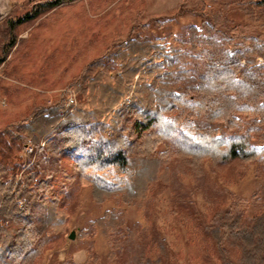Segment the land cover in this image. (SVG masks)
<instances>
[{"label":"trees","instance_id":"obj_1","mask_svg":"<svg viewBox=\"0 0 264 264\" xmlns=\"http://www.w3.org/2000/svg\"><path fill=\"white\" fill-rule=\"evenodd\" d=\"M72 1L38 0L23 16L5 20L1 53L16 45V28ZM254 6L264 19V0ZM203 18L182 35L121 42L111 56L117 74L101 59L87 64L73 111L62 103L39 106L2 128L0 264H35L52 235L67 233L68 197L61 196L62 188L56 192L62 178L90 186L97 202L116 194L132 201L143 200L158 182L170 184L173 158L196 174L206 162L264 165V33L220 28L224 18L214 12ZM193 54L204 61L196 70L189 66ZM82 95L86 102H80ZM231 199L237 208L246 204ZM216 216L219 224L207 229L221 253L228 240L239 250L232 264H264V212L249 225L241 214ZM92 224L108 241L111 264L124 260L125 247L115 238L119 215L109 211ZM125 232L128 241L136 240L133 230ZM158 246L155 260L142 261L135 252L131 263L169 264L165 240Z\"/></svg>","mask_w":264,"mask_h":264},{"label":"rangeland","instance_id":"obj_2","mask_svg":"<svg viewBox=\"0 0 264 264\" xmlns=\"http://www.w3.org/2000/svg\"><path fill=\"white\" fill-rule=\"evenodd\" d=\"M36 1L0 0L7 12L0 20V39L4 21L23 16ZM255 1L73 0L62 3L16 28V45L6 56L0 51V59H4L0 65V131L9 123L28 118L39 106L62 103L68 111H73L79 102V78L85 66L101 59L114 74L119 73L111 56L121 42L131 38L182 35L191 25L199 27L209 12L224 18L220 28L237 26L264 33V19H258ZM180 4L182 12L177 10ZM250 9L252 14L248 13ZM203 62L193 54L189 66L196 70ZM71 93H74L75 105L69 108L66 102ZM86 101L87 97L82 95L80 102ZM159 150L164 152L165 146ZM14 153L24 162L22 152L15 150ZM169 169L172 177L169 185L158 182L143 200L132 201L124 194H116L97 202L90 186H81L77 181L64 182L62 178L56 192L62 188L61 196L68 197L64 200L70 212L67 233L52 235L49 246L35 264H111L108 241L102 230L92 224L109 211H115L122 222L121 232L115 238L125 247L124 260L116 264H132L135 252L142 261L155 260L160 256V240H165L169 264L237 263L238 248L227 240L221 253L207 228L219 224L217 213L241 214L243 223L249 225L253 217L264 212L261 198L264 165H243L237 160L221 165L206 162L203 173L196 174L173 158ZM232 195L245 200L244 207L237 208ZM130 229L135 232L136 240L128 241L125 230ZM72 230L75 237L69 239ZM89 247L91 256L83 261L76 252H86ZM94 255L99 256L96 262Z\"/></svg>","mask_w":264,"mask_h":264},{"label":"crops","instance_id":"obj_3","mask_svg":"<svg viewBox=\"0 0 264 264\" xmlns=\"http://www.w3.org/2000/svg\"><path fill=\"white\" fill-rule=\"evenodd\" d=\"M83 233H85V232H83ZM90 250H92V248L89 247V248H88V251H86V252H85V250H82V251L79 250V251L76 252V253L78 254L79 258H81L83 261H85V260L88 261V260H89V258H88V257H89V253H88V252H89ZM76 253H73V257H76V256H75ZM98 257H99V256L97 255V257L95 258V262L98 260Z\"/></svg>","mask_w":264,"mask_h":264},{"label":"water","instance_id":"obj_4","mask_svg":"<svg viewBox=\"0 0 264 264\" xmlns=\"http://www.w3.org/2000/svg\"><path fill=\"white\" fill-rule=\"evenodd\" d=\"M6 16H7V12H5L4 7L0 2V20L5 18ZM74 237H75V231L72 230L70 234L68 235V238L74 239Z\"/></svg>","mask_w":264,"mask_h":264},{"label":"built area","instance_id":"obj_5","mask_svg":"<svg viewBox=\"0 0 264 264\" xmlns=\"http://www.w3.org/2000/svg\"><path fill=\"white\" fill-rule=\"evenodd\" d=\"M74 93H71L68 97H67V102H66V107L72 108V106L75 105V96H73ZM67 109V108H66Z\"/></svg>","mask_w":264,"mask_h":264}]
</instances>
